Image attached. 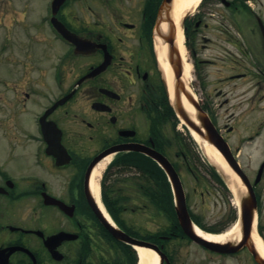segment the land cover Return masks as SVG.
I'll return each instance as SVG.
<instances>
[{
	"label": "flooded vegetation",
	"instance_id": "af4514ba",
	"mask_svg": "<svg viewBox=\"0 0 264 264\" xmlns=\"http://www.w3.org/2000/svg\"><path fill=\"white\" fill-rule=\"evenodd\" d=\"M40 2L43 18L18 31L30 42H13L0 23V264H133V247L115 229L159 251L161 264H260L264 160L250 175L239 157L263 143L264 121L235 144V126L219 127L211 95L198 100L245 173L232 190L216 165L202 164L176 102L187 85L196 98L213 85L229 108L241 81L264 75V0H200L180 19L178 0ZM186 64L194 79L184 78ZM150 152L180 183L192 233ZM202 234L225 237L212 241L222 247L193 238Z\"/></svg>",
	"mask_w": 264,
	"mask_h": 264
},
{
	"label": "rangeland",
	"instance_id": "374dc122",
	"mask_svg": "<svg viewBox=\"0 0 264 264\" xmlns=\"http://www.w3.org/2000/svg\"><path fill=\"white\" fill-rule=\"evenodd\" d=\"M32 2L34 3L33 5H35V7L29 6V1L26 0H24L23 2H20V0H0V23H5V25H7L8 31L6 34L12 37L11 39L13 40V42L15 41L17 43L18 41H20L22 42V44L30 42L33 38L32 35H28V37L23 38L18 34V31L21 30L20 28H22L23 25L26 26V24L28 23L31 24L32 22H36L37 20H41L43 18L44 11L41 8L40 0H32ZM72 24L78 25V23ZM8 26L10 27L9 29ZM13 27L16 28V32L13 30ZM43 27H45V25ZM28 29L31 31V27H29ZM1 36H4V34L0 28V40L2 38ZM19 37H21L22 39ZM22 44H15V48L17 46V53L20 52V50L21 52L26 51V47H24ZM36 50H38V48H36ZM40 51L41 49H39V52ZM192 76H190L191 79ZM194 78L195 77L193 76V79ZM193 84L194 86L196 84V86L198 87V82H196L195 80ZM214 88L215 86L211 85L209 86L208 91L205 89H199L198 91H196L197 98L198 100H201L203 97L211 95V98L214 100V112L219 127L224 130L225 125L228 124V127L234 125L235 129L234 132L230 134V137L231 139H233V141L231 142H234L236 144V141H238L239 138L246 137L248 136L249 132L255 131L256 125H258L259 123L258 121H264V75L258 77L249 76L241 81L240 89L231 92V107L229 108H227L226 106L222 108L219 107V104L223 102V98L216 97V91ZM233 93L234 95H232ZM232 113H234L235 118H233L229 122V117ZM260 117H262V119H260ZM262 133L263 143L258 140L255 145L243 147L240 153V162L245 166L246 171L250 175L257 172L259 163L264 160V149L261 147L264 146V128L262 129ZM201 148L202 147L199 146V159L201 160L202 164L204 163V161H209L210 163L218 166L216 162H214V160L206 156L204 150ZM228 178L229 180L231 179L229 176ZM229 180L226 181L228 182V184ZM216 198L220 199L219 197ZM231 198L233 201H235L234 205H236V203H238V197L234 196L233 194L231 195ZM221 207L222 206L220 203H217L214 206V214L209 217L212 224L220 220L219 210L221 209ZM236 224L237 221L233 225H231L232 232L237 230ZM232 263L236 264V262L230 261V264Z\"/></svg>",
	"mask_w": 264,
	"mask_h": 264
},
{
	"label": "water",
	"instance_id": "95a60500",
	"mask_svg": "<svg viewBox=\"0 0 264 264\" xmlns=\"http://www.w3.org/2000/svg\"><path fill=\"white\" fill-rule=\"evenodd\" d=\"M171 64L172 61H170ZM183 93L185 94V96L187 97V99L189 100V102L193 105L196 114L195 117L196 119L199 121V125L191 118L192 114L189 113L186 108L184 107L182 101L180 102L179 99L177 98L178 102H176V109L177 112L179 113V115L182 117V119L195 131L198 133V135L200 137H202L203 139L207 140L211 145L215 146L218 151L225 157V159L228 161V163L231 165L232 168H234L236 171H238V173L242 176V178L245 180V177L240 173L239 170H237L238 168L236 167L234 161L232 160V156L229 152L228 146L227 144L223 141V139L218 135V133L216 132L215 127L213 126V124L211 123L210 119L207 117L206 114H204L203 111H201L199 105L197 104V102L194 100L193 97L190 96L189 93H187L184 89H182ZM179 92H180V87L175 86V93L177 96H179ZM149 155L153 158H155L158 162L161 163V165L166 169V171L169 173V175L171 176V179L173 180V182L175 183V174H172V172L170 171V168L168 166L165 165L164 163V159L162 157H159L156 153L154 152H150ZM182 213L179 210V217L182 220V223H184V217L181 214L185 215V207H184V203H182ZM188 219V222L190 223L189 217L186 218V220ZM245 217H244V213L242 216V222L244 221ZM250 223H252V219L250 220ZM185 229L187 230V227H185ZM115 232L121 236V234L119 232H117L115 230ZM195 236H193L194 238ZM129 241V239H127ZM199 242L206 244L208 246H213L218 247L220 246L219 244H215V243H211V242H206L205 240H203L202 238L198 237L197 239ZM132 244H135L137 246H142V247H146V245L144 243L141 242H137V241H129ZM261 262V260H259ZM261 263L264 264V262L262 261Z\"/></svg>",
	"mask_w": 264,
	"mask_h": 264
},
{
	"label": "bare ground",
	"instance_id": "6f19581e",
	"mask_svg": "<svg viewBox=\"0 0 264 264\" xmlns=\"http://www.w3.org/2000/svg\"><path fill=\"white\" fill-rule=\"evenodd\" d=\"M200 0H192V1H188V0H178V6H177V10H176V16L177 19H180L181 16L188 10V9H192L194 7V5L199 2ZM193 3V4H192ZM190 4H192V6H190ZM178 25V38H179V46L182 52V56H185V52H184V48L182 46V31L179 27L180 23H177ZM162 62L164 64V69L166 71V74L168 75V79H169V86H170V93L172 92L173 88H172V83H173V74H172V70L169 66V64L166 62L164 55H163V59ZM190 74H191V68L190 65L186 64V70L184 73V78L189 79L190 80ZM187 90L192 92V89L190 88L189 85H187ZM184 106L186 107L187 110H189V112H193V108L192 106L188 103L187 99L184 98ZM194 137L198 140L199 144L201 145V147L203 148V150L205 151L206 155L208 157H210L212 160H214V162H216L219 167L228 175L233 176V180L232 179H228L229 180V184L231 186L232 189H235L237 186V182H238V178L233 174V172L230 170V168L228 167L226 161L224 160V158L222 157V155L213 147L210 146L208 143L202 141L201 139H199V137L194 134ZM106 164V163H104ZM105 165H102L101 168L97 169V171L95 172L96 175H100L104 169ZM236 180V182L234 181ZM235 183V184H234ZM204 236H206L207 239L211 240V241H218L221 242L225 239V237H219V236H214V235H205L202 234ZM261 248V245H260ZM136 251L138 253L139 256V262L138 264H158V257L150 250L143 248V247H139L136 248Z\"/></svg>",
	"mask_w": 264,
	"mask_h": 264
}]
</instances>
